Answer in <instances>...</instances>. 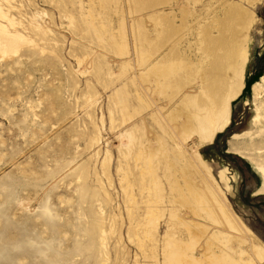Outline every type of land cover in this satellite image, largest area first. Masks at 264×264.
Segmentation results:
<instances>
[{
	"label": "rangeland",
	"instance_id": "obj_1",
	"mask_svg": "<svg viewBox=\"0 0 264 264\" xmlns=\"http://www.w3.org/2000/svg\"><path fill=\"white\" fill-rule=\"evenodd\" d=\"M10 2L15 30L29 42L19 45L18 57H0V191L8 187L1 186L6 175L25 182L60 170L40 188L21 191L28 211L4 204L8 214L0 224L16 232L13 223L21 230L35 223L48 238L52 229L38 223L49 212L67 247L72 226L84 219L87 205L76 192L84 184L103 207L106 264H264L261 178L233 151L242 140L233 136L250 129L252 86L264 76V0L250 7L244 86L231 103L230 123L196 149L165 120L195 86L163 90L150 70L171 46L193 61L202 58L200 30L213 34L210 19L230 2L249 8L247 0H164L147 9L134 0ZM36 14L42 31L30 23ZM161 24H173L175 37L144 57V41H153ZM126 133L134 137L130 154ZM203 191L211 199L201 202ZM46 195L51 212L42 207ZM220 204L238 231L213 223Z\"/></svg>",
	"mask_w": 264,
	"mask_h": 264
},
{
	"label": "bare ground",
	"instance_id": "obj_2",
	"mask_svg": "<svg viewBox=\"0 0 264 264\" xmlns=\"http://www.w3.org/2000/svg\"><path fill=\"white\" fill-rule=\"evenodd\" d=\"M163 1L134 0L135 5L145 7V9H147L146 7L159 5ZM256 2L258 0H247L248 5H250L248 6L249 8L243 7L238 3H227L220 16H213L210 19V28L214 30V33H207L206 29L202 28L199 34V50L203 52L202 58L193 61L179 55L176 49L171 46L160 55L161 57L156 61L154 68L150 70V73L154 74L155 77H159L160 87L163 90L173 92L175 89H180L190 82L195 86L194 91L184 94L176 103L179 108L171 110L165 116V120L174 126L172 128L173 132L177 131L175 135L182 142L190 141L192 143L191 149H196L204 143H212L214 137L230 123L231 103L238 98L244 86L249 42L247 32L249 25L254 21L250 7ZM9 4H11L10 0H0V57L11 55L18 57L19 45L29 42L28 37L16 32L15 26L18 23L9 14L11 10L8 7ZM41 17L42 15L36 14L30 20L33 28L35 27L39 31H42V27L38 25V20ZM150 18L153 19V17ZM182 23H184L183 18L181 20ZM163 24H161V30L157 28L159 33L153 41H144V46L141 44L144 57H147L149 53L151 54V51L158 47L164 48L175 37L176 27L173 24ZM142 31L144 32V30ZM252 91L255 115L249 123L250 129L248 131L233 136L236 141L242 139L238 142L240 144H234L233 151L250 160L261 178V186L257 191V193H261L264 192V76L252 86ZM124 138L126 140L124 147L129 153L134 140L133 133H126ZM0 150L2 149L0 148ZM194 153L197 157L195 150ZM11 154L9 153L8 157ZM58 169L59 167H55V169L44 172L43 176L40 177L42 181L31 179L30 181L17 182L9 175H6L4 183L1 184V186L6 185L8 187L5 191H0L3 195L0 204V217L8 214L7 208L3 207V205H9L12 202L20 205L24 212L28 211L29 204L25 199L28 197H23L21 191H27L30 186L40 188L42 182L52 178L60 170ZM81 169L82 167L79 168V170ZM225 172H227L226 169H222L220 172L223 181H226ZM76 192L78 193L79 201L86 203L87 206L82 214L84 219L77 221L72 226L74 228L73 236L71 243L67 247H62L60 232L55 228L53 216L49 212L44 211L40 214L41 219L38 224L46 228L50 227L52 229V237H42V232L40 235L35 229V223L25 224L24 226L29 227L24 230L18 228L20 224L15 226L16 223H13V229L16 232L11 231L6 223L0 224V264L4 262L7 264H21L24 259H28L30 264H72V259L76 256L80 258L79 264H100L101 262L106 264L109 256L106 250L107 232L105 233V226L101 217L103 207L101 204L94 205V199L92 200V198L98 196L95 193V195L92 194V197H90L91 195L89 196L84 184L78 185ZM197 196L201 202L204 201V198L211 199V195L206 194L204 191L200 195L197 194ZM44 198L42 207L49 210L51 207L49 204L50 199L47 195ZM90 198L91 200H88ZM221 205H218L217 209H215L216 214L214 215L213 223L232 228L234 222H232L230 214ZM236 224H234V229L238 231ZM260 248L264 249V245H260Z\"/></svg>",
	"mask_w": 264,
	"mask_h": 264
}]
</instances>
